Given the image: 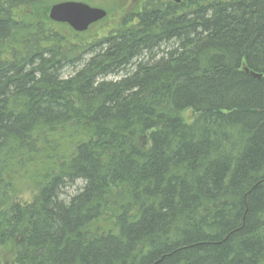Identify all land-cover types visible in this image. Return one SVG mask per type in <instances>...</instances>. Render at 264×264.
<instances>
[{
    "label": "trees",
    "instance_id": "trees-1",
    "mask_svg": "<svg viewBox=\"0 0 264 264\" xmlns=\"http://www.w3.org/2000/svg\"><path fill=\"white\" fill-rule=\"evenodd\" d=\"M49 1L0 0V253L264 264V0H145L91 42Z\"/></svg>",
    "mask_w": 264,
    "mask_h": 264
},
{
    "label": "rangeland",
    "instance_id": "rangeland-1",
    "mask_svg": "<svg viewBox=\"0 0 264 264\" xmlns=\"http://www.w3.org/2000/svg\"><path fill=\"white\" fill-rule=\"evenodd\" d=\"M62 2L83 3L92 8L102 9L107 13L104 20L92 25L86 32L78 33L79 41L91 42L118 30L126 16L134 15L141 11L145 0H50L49 6ZM44 8L45 6H43V9ZM71 74L72 73L69 71H66L65 76ZM116 79L117 78L112 76L108 77V80ZM183 116L186 121H190L193 118V114L189 111L185 112ZM81 187V183L78 182L74 187L67 189L65 192L67 196L73 195L75 190L80 189ZM15 188L16 192L14 200L24 204L31 202L37 193L36 188L28 181L16 183ZM62 198L64 199L65 196H62ZM0 258L2 264H14V254H12V252H8L6 250L1 251Z\"/></svg>",
    "mask_w": 264,
    "mask_h": 264
},
{
    "label": "water",
    "instance_id": "water-1",
    "mask_svg": "<svg viewBox=\"0 0 264 264\" xmlns=\"http://www.w3.org/2000/svg\"><path fill=\"white\" fill-rule=\"evenodd\" d=\"M176 3L179 0H175ZM107 13L102 9L92 8L83 3L62 2L53 5L48 14L51 22L68 26L75 33H84L92 25L104 20ZM253 76L261 78V75Z\"/></svg>",
    "mask_w": 264,
    "mask_h": 264
}]
</instances>
